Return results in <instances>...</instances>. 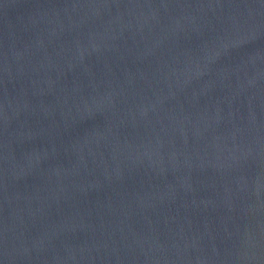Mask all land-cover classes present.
I'll list each match as a JSON object with an SVG mask.
<instances>
[{"label": "water", "instance_id": "95a60500", "mask_svg": "<svg viewBox=\"0 0 264 264\" xmlns=\"http://www.w3.org/2000/svg\"><path fill=\"white\" fill-rule=\"evenodd\" d=\"M0 264H264V0H0Z\"/></svg>", "mask_w": 264, "mask_h": 264}]
</instances>
